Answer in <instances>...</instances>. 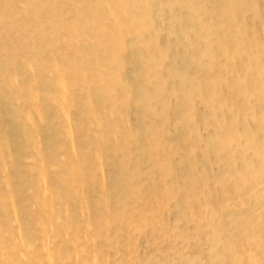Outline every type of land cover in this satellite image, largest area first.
<instances>
[{
	"label": "bare ground",
	"instance_id": "1",
	"mask_svg": "<svg viewBox=\"0 0 264 264\" xmlns=\"http://www.w3.org/2000/svg\"><path fill=\"white\" fill-rule=\"evenodd\" d=\"M42 1L39 17L51 26L34 32L37 42L32 47L44 43L49 54L44 79L46 86L55 88L56 99L40 96L34 100L57 105L62 114L64 122L50 134L66 136L64 123L68 135L79 129L80 136L77 146L71 141L73 153L64 164H58V174L50 178L46 170L56 156L46 146L48 139L37 146L42 163L29 199L37 210L24 213L17 228L23 247L34 250L25 264H33L38 257L42 264H65L71 253L78 254V264H92L90 250L100 264H122L114 261L116 250L110 246L121 247L125 240L129 245L134 231L155 228L158 220L150 219V214L162 212L169 200H175L178 216L196 205L199 219L194 228L206 230L212 248L202 261L264 264V0H85L82 12L77 7L74 11L84 19L79 26L67 19L74 0L53 5ZM102 4L105 12H101ZM95 11L97 18L92 15ZM4 29L8 33L16 30L12 24ZM104 42H110L108 49L102 47ZM127 55V63L133 65L129 80L122 76ZM40 58L41 54L34 61L39 63ZM73 83L87 93V106L83 104L84 112L71 124L67 103H73L68 96ZM171 96L176 103L170 102ZM196 100L204 112L196 110ZM130 101L136 108L137 128L127 127L119 119L118 110ZM106 105L112 115L110 122L99 112ZM34 116L41 118L42 114L26 110L22 124H6V143L12 147L24 140L22 136L34 140ZM198 121L211 128L204 137L197 134ZM147 122L149 126H145ZM172 123L178 126L177 134L167 133ZM181 140L187 156L174 163L171 153ZM194 142L201 149L198 156ZM4 148L0 141V159L10 162L11 150L6 153ZM104 154L120 161L111 172L110 186H104L101 196L93 199L92 179L81 177L86 165ZM208 156H213L218 167L209 176L199 169ZM17 172L20 174L19 167ZM40 182H45L42 192ZM70 182L78 187L69 189ZM145 192L150 196L142 198ZM75 199L88 212L84 225L77 220ZM8 201H14V196L0 193L4 233L14 223L4 207ZM62 206L66 216L60 221ZM51 225L53 232H47ZM82 226L87 236L81 239L77 233ZM63 231L73 237L63 239ZM51 234L59 243L50 248L55 261L45 243ZM10 237L16 239V235ZM37 242L39 247L34 245ZM13 249L0 238V264H20ZM169 264L202 263L187 259Z\"/></svg>",
	"mask_w": 264,
	"mask_h": 264
},
{
	"label": "rangeland",
	"instance_id": "2",
	"mask_svg": "<svg viewBox=\"0 0 264 264\" xmlns=\"http://www.w3.org/2000/svg\"><path fill=\"white\" fill-rule=\"evenodd\" d=\"M58 1L59 0H47L46 3L50 2V5H53L59 3ZM84 1L85 0L72 1L71 7L67 11V16L69 17L67 19L73 20V23L78 26L84 22V19H82L81 15L76 16L74 11L76 7L78 11H81L80 8L84 6ZM42 3V0H0V141L5 143L3 152L9 153L11 150L12 156L10 162H3V160L0 159V193L3 196H7L9 193L14 196V201H8L7 204L4 205L5 209L11 213L8 215V218L14 222L11 224L12 230L4 233V229L0 227V238L4 246L8 244L13 245L14 249L11 253L20 264H25L29 257L34 254L33 248H24L23 246L25 244L22 242V239L17 238V228L21 226V218L26 213L35 212L37 210L35 204L29 200L30 196L33 194L31 184L35 179H38V168L42 163V160L37 156V146L40 144L44 145L45 141L48 139L46 146L49 147L48 149H50V152L53 151L54 156H56V159L49 163L50 167L46 170V174L48 173V178H50L58 174L60 170L58 164H64L67 161L68 155L73 153L74 146L71 145L73 144L71 141H74V145L77 146L76 144H79V142L76 141L80 136L79 129H72L70 135H68L69 129L64 128V123L63 129L64 132L66 130V136L63 135V138H61L60 136L50 134L53 127L58 123L60 124L61 121L64 122L62 114L57 109V105L49 106L47 104L48 101L41 100L36 103L34 100L40 96H49L51 100L56 99L55 88L53 86H46L47 80L44 79V76L48 74L47 64H45V62L49 56L43 47L44 43L41 42L35 48L32 47V44L37 42L34 39V32L47 29L51 26L49 21H44L39 17V12H42L44 8ZM22 6H25L24 10L20 9ZM102 11H106L103 4L101 7V12ZM98 14L99 13L95 11L92 15L97 18L99 16ZM9 24L15 25L16 30L14 32L12 31L13 33H8L6 29H4V26H9ZM169 37L172 40L175 38L174 36ZM11 39L16 40L10 42L9 40ZM102 40L105 41V38ZM104 44L105 45L102 47L106 49L110 47V42H104ZM179 49H182V45H179ZM40 54L41 58L39 59V63H37L34 60L35 57ZM127 59L129 60L128 55L124 58L125 66L123 68L124 70L122 69L123 78L125 79V77H127L125 80H129L131 72L133 73V65L131 64L132 66H130V64L127 63ZM40 62L42 65H40ZM79 86V83H73V90H70L68 95L73 100V103H67L71 124H73L74 119L80 118L81 113L84 112V107L87 106V93L83 89H76ZM169 100L171 103L177 102L172 96L169 97ZM193 104L197 111L204 112L205 108L201 102L196 100ZM26 110H31L32 112L38 110L42 114L41 118L37 116L33 117L37 126V137L34 136V140L29 141L25 136H22L21 138L26 140V142H24V140L22 142L18 141L11 147L10 143H6L4 139L5 130L3 128L6 124L8 126V124H12V122L22 124L24 122V112ZM135 111L136 108L131 101L129 104L119 109L118 115L121 123L127 127L137 128L139 122ZM99 112L103 115L106 114L108 122L112 121V115L107 105L104 106L102 110H99ZM142 124L143 123H140V125ZM144 124L145 126H149L150 122ZM177 127L178 126H175L173 123L170 124L167 127V133L177 134ZM195 128L197 129V134L202 137L206 136L209 131L211 132V128H204L201 121L195 124ZM9 133H14V131L10 130ZM26 133L29 135V132ZM109 139H111V142L113 141L112 138ZM32 143H34V145ZM63 144H65V146H63ZM197 144L199 143L197 142ZM194 145L196 146V156H198L199 153H201V149L198 148L195 142ZM108 146L110 147L112 145L108 144ZM174 150L175 152L171 153V160L174 163L179 161V158L182 160V157L187 156V146L183 140L175 145ZM108 155L109 154H104V157L101 158L102 160L94 159L90 165L87 164L85 167V175L81 177L85 179V176L88 175L92 179L89 186L91 195L94 196L93 199L101 196L104 186H110L112 182V178L110 177L111 172L118 168L120 159ZM212 159L213 156H208V159L204 160L205 163L199 167L207 176H209L208 173L218 169L217 165L213 164L214 162ZM17 167L20 168V174L17 172ZM158 179L160 180L161 178L158 177ZM69 185V189L73 190L78 187L76 182H70ZM39 186L42 192L45 187V182H40ZM145 193L141 195L142 198L150 196V193ZM42 195L46 196L44 194ZM208 198L209 197H207V199ZM74 201L76 204L80 203L78 199ZM174 202L175 200H169L165 202L162 212H157L155 210L154 214H150V219L154 216V221L158 220V225L155 228L147 226L146 229L134 231L135 235L129 245L125 240V243L121 247L110 246L113 250H116L113 254L114 261L121 262L122 264H135L136 262L138 264H152L155 260L160 264H169L171 261L182 263L187 259H193L202 264H208L202 260L206 253L212 252V248L206 230L199 232L194 228L199 219V217H196V205L192 204L191 209L189 207L185 213L178 216L177 204ZM65 216V208L62 206L58 210L59 220L61 221ZM76 217L78 221H81V225L86 224L83 220L86 221V219L88 220L89 218L88 212L82 210V206H79L78 210H76ZM47 232H53L52 225L51 229L49 227L47 228ZM14 235H16V239L15 237H10ZM62 236L63 239L73 237L72 233L68 231H63ZM77 236L81 239L85 238L87 236L86 228L82 226ZM45 243L49 247L48 255L50 259L55 261L54 250H50V248L59 244L58 238L51 234L46 239ZM38 244V242L34 243L36 247H39ZM76 248L80 249L79 247ZM89 253L91 254L90 259L93 260L92 264H100L96 259L94 260L91 250ZM41 259L42 257H38L33 264H42ZM77 259L78 254L73 255L71 253V257L66 260L65 264H78ZM140 260L143 261V263Z\"/></svg>",
	"mask_w": 264,
	"mask_h": 264
}]
</instances>
